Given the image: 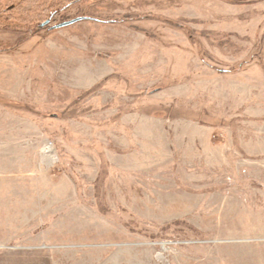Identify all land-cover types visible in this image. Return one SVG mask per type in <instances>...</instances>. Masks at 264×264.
Listing matches in <instances>:
<instances>
[{
	"label": "rangeland",
	"instance_id": "rangeland-1",
	"mask_svg": "<svg viewBox=\"0 0 264 264\" xmlns=\"http://www.w3.org/2000/svg\"><path fill=\"white\" fill-rule=\"evenodd\" d=\"M0 264H264V0H0Z\"/></svg>",
	"mask_w": 264,
	"mask_h": 264
},
{
	"label": "flooded vegetation",
	"instance_id": "flooded-vegetation-1",
	"mask_svg": "<svg viewBox=\"0 0 264 264\" xmlns=\"http://www.w3.org/2000/svg\"><path fill=\"white\" fill-rule=\"evenodd\" d=\"M12 11L10 12H5V13H2L4 15V17H6L7 15L5 14H11ZM53 18V17H52ZM80 18V17H78ZM82 18V17H81ZM72 20V19H70ZM70 20H67V21H70ZM83 20V19H82ZM67 21H63V22H67ZM57 21H53L51 18L50 19H47L46 21H44L43 23H41L39 25V29L42 30V29H47V30H52V29H56L54 28L55 25H58L60 23H63V22H59V23H56Z\"/></svg>",
	"mask_w": 264,
	"mask_h": 264
},
{
	"label": "water",
	"instance_id": "water-1",
	"mask_svg": "<svg viewBox=\"0 0 264 264\" xmlns=\"http://www.w3.org/2000/svg\"><path fill=\"white\" fill-rule=\"evenodd\" d=\"M82 19H84V18H75V19H72V20H70V21L63 22V23H60V24H58V25H55L54 28H61V27H64V26H67V25L73 24V23H75V22H77V21H80V20H82Z\"/></svg>",
	"mask_w": 264,
	"mask_h": 264
}]
</instances>
